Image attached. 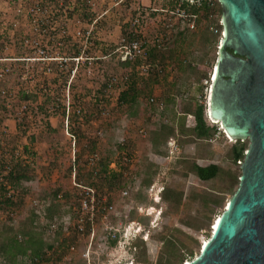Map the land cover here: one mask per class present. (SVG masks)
<instances>
[{
  "label": "rangeland",
  "instance_id": "374dc122",
  "mask_svg": "<svg viewBox=\"0 0 264 264\" xmlns=\"http://www.w3.org/2000/svg\"><path fill=\"white\" fill-rule=\"evenodd\" d=\"M140 1L0 0V264H23L34 249L53 264H180L199 254L237 189L232 146L249 139L229 142L206 116L219 6L195 30L167 11L148 16L149 42L163 22L174 25L167 47L149 54L163 71L145 73L120 52ZM200 105L207 138L193 131ZM194 163L220 171L201 180ZM80 186L95 189L100 211L78 236Z\"/></svg>",
  "mask_w": 264,
  "mask_h": 264
},
{
  "label": "water",
  "instance_id": "95a60500",
  "mask_svg": "<svg viewBox=\"0 0 264 264\" xmlns=\"http://www.w3.org/2000/svg\"><path fill=\"white\" fill-rule=\"evenodd\" d=\"M219 2L224 35L209 114L249 145L230 206L191 264H264V0Z\"/></svg>",
  "mask_w": 264,
  "mask_h": 264
},
{
  "label": "built area",
  "instance_id": "2783aa9c",
  "mask_svg": "<svg viewBox=\"0 0 264 264\" xmlns=\"http://www.w3.org/2000/svg\"><path fill=\"white\" fill-rule=\"evenodd\" d=\"M148 3L140 1L136 6V13L130 20V25L133 30H129L127 36L121 38L120 52L123 54L124 60L130 62L139 61V67L142 72L145 73H161L163 70L160 63L157 61L152 64L149 60L150 50L160 51L167 47L170 43L169 33L173 28V23L163 22L158 31L155 33L151 42H149L143 35V29L148 26V16L153 13L160 11H167L170 15H173L180 22L184 23V26L188 29L195 30L198 25V18L202 11L206 8L217 5L219 9L215 17V22L210 25L209 28L211 32L216 36V57L218 59L219 47L221 44L222 37L224 35L223 29V18H222V7L219 0H170L172 1L171 8H161L154 7L155 0H147ZM159 14V13H157ZM210 14L208 17H211ZM216 59V62H217ZM214 68V67H213ZM214 73V72H213ZM213 73L209 74V77L204 80L205 83L211 84L213 81ZM244 159V156H243ZM243 159L237 160L239 166L242 164ZM82 190L80 191L78 197V208L75 210L74 215V228L76 229L77 235H84L86 230V225L93 224L97 212L100 211V198L93 187L80 186ZM57 201L62 198V194H57ZM38 200H34L33 205L38 206ZM55 202H53L54 204ZM57 203V202H56ZM58 204V203H57ZM48 205V204H47ZM111 207V206H109ZM48 206L43 209V213L48 212ZM40 213L37 208L35 210ZM64 229L68 230L69 217L64 219ZM48 231L51 234H55L58 229V224L55 219L48 221ZM115 235V234H113ZM69 250L73 251L75 246L74 243L69 244ZM83 255H87L83 253ZM26 264H53L50 255L47 253L30 254L25 257Z\"/></svg>",
  "mask_w": 264,
  "mask_h": 264
},
{
  "label": "trees",
  "instance_id": "16d2710c",
  "mask_svg": "<svg viewBox=\"0 0 264 264\" xmlns=\"http://www.w3.org/2000/svg\"><path fill=\"white\" fill-rule=\"evenodd\" d=\"M228 51L232 52V49L228 48ZM122 64H125V62H122ZM124 95H125V92H121L120 98H123ZM194 119H195V125L193 127V131H194L195 137H197V138L209 137L210 136L209 127L205 124V120L203 117V107L201 105L196 108V110L194 112ZM231 142H232V140H231ZM244 151H245V145L244 144H242V143L234 144L232 146V159H233V161L243 159ZM192 170L199 179L209 180V179L217 176V174L220 171V167L215 163H209V164L204 165V166L197 164V163H194L192 166ZM9 173H11V172H9ZM10 175H12V174H10ZM155 209H157V208H155ZM210 230H211V228H210ZM202 241H201V243H202ZM201 243H200V246H201ZM164 245H165V243H164ZM25 248L26 247H24V250H25ZM34 250L36 251V249H34ZM35 251L33 252V254H37V252H35ZM190 254H191V251H190ZM186 260H190V259H186ZM184 261H182L180 264H182ZM126 263L127 264H134V262L132 260H127L125 262V264ZM23 264H25V263H23Z\"/></svg>",
  "mask_w": 264,
  "mask_h": 264
},
{
  "label": "bare ground",
  "instance_id": "6f19581e",
  "mask_svg": "<svg viewBox=\"0 0 264 264\" xmlns=\"http://www.w3.org/2000/svg\"><path fill=\"white\" fill-rule=\"evenodd\" d=\"M214 72V73H213ZM213 73V77H215V75H216V67H215V69L214 68H212V70H211V74ZM214 79V78H213ZM211 96V91H210V94H209V97ZM209 101H210V98H209ZM208 114H209V107H207L206 108V115H207V117L209 118V120H210V122H212L211 121V116H210V114H209V116H208ZM217 120L219 121V123H221V121L219 120V118H217ZM213 123V122H212ZM214 123H217V122H214ZM218 124V123H217ZM219 125V124H218ZM222 127H221V126ZM219 126L223 129L224 127H223V125H222V123L220 124ZM225 128H224V130H223V133H224V136L225 137H229V139H231L232 140V137L229 135V134H225ZM226 132H227V130H226ZM228 133V132H227ZM226 135H228V136H226ZM235 138V140L238 138V137H234ZM228 139V138H227ZM231 140H228L229 142L231 141ZM233 141V140H232ZM159 194H155V198H154V201L155 202H159ZM229 206H230V201L228 200L227 201V204H226V207L223 209V211L221 212V213H219L218 214V216H216L214 219H213V221H212V226H211V231H212V229H215L216 228V226L219 224V222H220V219H221V217H222V215H223V213L229 208ZM150 210H151V213H153L155 216H157L158 215V209H155L153 206H151L150 207ZM210 237H208V238H205L203 241H202V243H201V246H200V248H199V251L202 249H204L205 247H206V245L209 243V239ZM121 247V242H118V248H120ZM191 262H192V259H190V260H185L182 264H191ZM127 264V263H126Z\"/></svg>",
  "mask_w": 264,
  "mask_h": 264
},
{
  "label": "crops",
  "instance_id": "0c3cea01",
  "mask_svg": "<svg viewBox=\"0 0 264 264\" xmlns=\"http://www.w3.org/2000/svg\"><path fill=\"white\" fill-rule=\"evenodd\" d=\"M200 165H203V164H200ZM205 165H207V164H205ZM204 166V165H203Z\"/></svg>",
  "mask_w": 264,
  "mask_h": 264
}]
</instances>
